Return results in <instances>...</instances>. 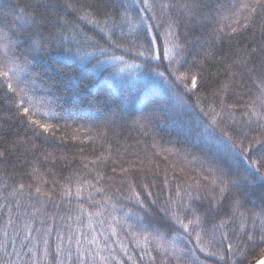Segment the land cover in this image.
I'll return each instance as SVG.
<instances>
[{"label":"trees","instance_id":"trees-1","mask_svg":"<svg viewBox=\"0 0 264 264\" xmlns=\"http://www.w3.org/2000/svg\"><path fill=\"white\" fill-rule=\"evenodd\" d=\"M150 2L153 10L140 12L143 0H103L107 12L112 13V18L104 25L105 32H114L113 39L121 44L117 48L107 40L105 32L88 20L79 19L89 11V5L96 7V0H0V35L20 41L8 52V57H20L17 60L20 64H23V58L27 59L24 72L20 74L24 81L20 87L25 88L29 96L43 100L41 111L52 114L34 118L55 125L54 134L31 125L19 110V99L0 78V152L4 153L0 157V242L5 244L7 253H13L12 239L15 240V252L21 257L18 264H26L29 257L25 251L33 245L36 246L34 251L42 255V238L48 229H52L47 237L50 251L55 249L57 232L67 236L79 229L90 236L87 214L77 220L81 205L89 211L103 213L93 216L92 227L96 229V235L103 233L101 246L103 237H109L108 251L103 254L108 255L110 251L123 264H153L143 245L137 246L127 224L123 223L125 219L135 223L136 216H144L148 231L155 226L165 234L166 240L177 236L181 249L195 248V255L191 251L178 250L181 264H200L201 261L203 264H233L234 260L237 264H248L249 260L254 262L260 258V250L251 248L250 255L236 257L227 249L229 241H222L224 232L229 234L231 241L236 240L238 218L230 220L223 228H214L232 215L233 193H227L216 204L213 197L219 199L220 194L207 186L206 170L213 157L205 146L208 133L203 128L208 117L203 115L201 108L216 107L219 112L221 98L231 103L242 97L235 109L228 110L235 113L234 120L226 111L221 127L255 134L244 124L246 117L242 113L247 110L245 104L258 96L254 80L264 74V33L261 31L264 20L257 14L247 28L241 27L233 33L227 25L231 22L232 12L236 11L233 6L238 7L242 0ZM162 3L174 6L161 9ZM183 4L192 6L191 10L180 7ZM20 9L25 12L21 13ZM125 12L139 26L136 32L141 34L145 29L141 17L147 18V23L161 24L160 28H154L155 33L166 30L164 22L170 17L179 21L174 29L175 38L186 53L185 69L192 68L202 83L198 91L186 93L182 85L176 84L168 75L167 61L157 68V61L146 62L135 55V49L132 53L124 51L130 46V37L122 35V32H130L121 15ZM26 13H35L38 23L30 26L17 19V16L26 18ZM153 13L155 20L151 18ZM92 15L103 25L104 10L98 9ZM221 28L224 29L222 33L219 32ZM33 40L42 42L43 47L33 50L30 47ZM100 47L106 49L103 55ZM69 48L71 52L66 51ZM93 52L95 58H91L90 63L86 66L79 63L85 53ZM3 55L0 52V56ZM245 55L247 64L239 63ZM113 56H123L126 63L113 61ZM97 60L101 63L97 64ZM127 63L128 66L121 67ZM157 72H164L167 79L158 76ZM225 84L229 85L227 97ZM178 97H183V104L177 103ZM192 128H198L202 135L190 134ZM214 133L223 138L219 129ZM122 166L130 168L137 191L155 215H145L134 200L125 199L128 192L120 188ZM196 181L202 186L193 191ZM90 183L106 191L98 193L89 186ZM21 184L23 190H20ZM144 184L150 185L151 197L142 190ZM36 186L49 195L38 199ZM78 186L82 189L79 198L76 196ZM66 187L71 188V196L64 194ZM187 193H191L192 206L203 219L201 227L207 230L205 241L213 239L214 235L212 251L217 253L216 256L209 257L199 251L194 237L190 238L193 243H185L179 225L157 212L169 201L171 207L180 212V204L189 203ZM197 195L199 199L194 198ZM153 199L155 205L151 204ZM249 199L256 200L255 197ZM209 207L213 209L211 212L207 211ZM260 210L258 200L255 204L245 203L240 209L248 216ZM126 213L131 215L126 216ZM9 218L11 225H8ZM114 218L121 221L115 223L117 236H111L110 231ZM25 224L32 229L29 239H25ZM248 226L251 228V219ZM5 231L8 238L3 235ZM133 231L139 233L140 228ZM117 241L124 244L127 256ZM21 244L25 249H21ZM150 248V255L155 257L154 264H163L164 258L155 244ZM221 255L223 260L219 258ZM16 259L15 254L9 256L0 249V264ZM169 259L171 264H176L171 257Z\"/></svg>","mask_w":264,"mask_h":264},{"label":"snow or ice","instance_id":"snow-or-ice-1","mask_svg":"<svg viewBox=\"0 0 264 264\" xmlns=\"http://www.w3.org/2000/svg\"><path fill=\"white\" fill-rule=\"evenodd\" d=\"M174 5L169 3H162L160 5L161 9H170ZM69 8L72 7L71 4L68 5ZM89 11L82 14L80 20H88L93 23L96 27L100 29L101 32H105L104 25H107L109 19L112 18V13L107 12V6L103 4V0H96V7L89 5ZM183 9L188 11L191 10L189 4L180 5ZM236 11L232 12L231 22L227 25L233 33L237 32L241 27L247 28L250 23H252L253 18L259 14L264 20V0H242L241 4L233 6ZM98 9L104 10V22L101 25L100 21L93 18V13ZM145 10L152 11L153 5L150 0H143V7L140 8V12ZM21 13H24V9H20ZM123 22L129 25L130 32L122 35L130 37L128 43L129 47H125L124 51L127 53H132L135 49V55L137 57H143L146 62L157 61V68L167 61V67L169 69L168 75L174 78V81L178 85H182L186 93H193L202 87V83L198 81L197 73L193 72L192 68L185 69V56L186 53L182 46L177 42L178 38H175L174 29L178 26L179 21L169 18L168 21L164 23L167 24V28L163 33H155L154 28H160L161 24L157 23L153 25L147 23V18L141 17V23L145 24V29L143 34L136 32L139 27L134 23L132 18L127 15V13H122ZM153 20L157 19L155 13H153ZM17 19L24 20L27 25H36L38 22L35 19V13H26V18L22 16H17ZM224 29H219V32H223ZM261 31L264 33V23L261 24ZM136 34L133 36L132 33ZM105 36L112 45L119 48L121 44L117 43L113 39L114 32L111 30L105 32ZM12 37L15 38V33H12ZM64 40L67 39L66 36L63 37ZM162 39V43H161ZM18 38L15 40L10 39L7 36L0 35V52L4 55L0 56V78L3 79L4 83L7 84L8 90L14 94L15 97L19 99V110L22 111L23 115L27 117L31 125L38 127L45 133L52 132L54 134L55 125L47 122H42V119H35L34 117H47L52 115L47 111H41L44 105V101L36 99L28 95L25 88L20 87L24 83L20 79V74L24 72V66L27 64L26 57L23 58V64L17 63L20 57L9 58L8 52L19 44ZM30 47L33 50H37L43 47L42 42L33 40ZM67 52H71V49H67ZM100 54L103 55L106 51L105 48H99ZM255 51V49H253ZM75 55V54H73ZM91 58H95V53H85L79 59V63L84 64L91 62ZM113 61H120L121 63H126L123 56H113L111 58ZM101 61L97 60V64ZM241 64H247V55L239 61ZM134 67H140L133 65ZM181 69H184L181 71ZM155 71V69H152ZM157 75L167 79L164 72H157ZM256 89L258 91V96L256 99H252L250 103L245 104L247 109L242 113L246 120L244 124L249 127V129L254 132V135H249L248 131L237 130L232 128L229 130L228 127H221L224 123V113L227 111V115L233 118L235 113L233 111H228L229 109H235L238 106L239 100L229 102L226 98H221L219 108L220 111H216V107H210L208 110L201 108V112L205 117H208V123L204 125L203 131L208 133L206 137V148L208 149V154L212 155L213 160L209 162V167L206 170L208 175L205 176V180H209L208 187H211L213 191L218 190L219 199L213 197V201L219 204L227 193H233V199L231 202L232 215L228 219H223L220 221L219 225L214 226V228H223L230 220L238 218L240 220L239 231L236 233V240L233 242L230 240L229 234L227 232L222 233V241H229L227 244V249L229 252L233 253L236 257L244 258L250 255L249 249L260 250V258L256 259L254 262L249 260L248 264H264V74L261 77L254 80ZM229 91V85H224L225 97ZM260 101L259 104L257 101ZM178 104H183V97H178ZM235 122V121H234ZM219 129L222 137H216L214 130ZM195 133L197 136L202 135L198 128L190 129V134ZM235 137V138H234ZM215 149V151H213ZM4 156L3 152H0V157ZM92 163H96L93 161ZM115 173V169H113ZM99 179H103L100 177ZM121 185L120 188L126 190L128 195L125 199L134 200L135 203L142 209L145 215H155L150 208L145 203V198H142L141 192L137 191V185L133 182L130 174V168L121 167ZM99 180L97 181V183ZM126 185V187H125ZM91 188H94L98 193H104L106 190L102 187H97L96 185L89 184ZM201 182H195V188L193 191H198L201 187ZM150 185H142V190L147 192V197L152 196V192L148 191ZM191 187V186H190ZM24 185H20V190H23ZM120 190V189H118ZM234 190V191H233ZM82 189L78 186L76 189L77 198L80 197ZM35 193L39 199L42 196H48L47 192L42 190V187L36 186ZM65 195L71 196V188H65ZM189 195V203L187 205L180 204V212H177L171 207V201L166 202L164 207L157 209V212L163 214L168 220L172 221L174 224L179 225V228L183 230L181 233V238L185 243L191 244L193 240L190 239L194 237L195 245L199 248V251L204 252L206 256L213 257L217 253L212 251L214 246V235L213 239L205 241V235H207V230L203 229L201 226L203 224V219L197 212V210L192 206V195ZM249 197H255L256 200L260 202L261 210L260 212H254L251 216L246 215L245 212L240 211L245 203L255 204L256 200H250ZM199 199L197 195L194 197ZM91 199V197H89ZM99 204V202H96ZM152 205L156 204V200L151 201ZM102 207V205H100ZM213 209L209 207L208 212ZM11 211V210H9ZM80 215L77 216V220L80 221L82 216L86 213L89 220V232L91 235H86L83 231L79 229L77 232H70L67 236L63 235L61 232L56 233V244L55 249L50 251V244L48 236L51 235L52 229H48L44 238H42V255H38L37 251H34L36 247L33 245L32 248H28L25 251V255L29 258L26 264H123V261L116 260V257L109 251L108 255H104L105 251H108L109 237H103V246H101L100 236L96 235V229L92 227L91 221L93 216H102L103 213L100 211L92 212L85 209L82 205L79 207ZM181 213H184L183 215ZM130 213H126V216H130ZM191 217V218H189ZM251 219V228L248 226V220ZM187 221V222H185ZM115 223H121L120 220L114 218V224L110 226L111 236H117V230ZM127 224L128 230L132 233L133 237L136 239L137 246L143 245V248L147 254H149V259L155 261V257L150 255L152 244H155L156 250L164 258L163 264H171L172 260H175L176 264H181V257L177 254L178 250L191 251L195 255V248L193 249H181L178 244L177 236H173L171 240H166L165 234L156 228L152 227V231H148L147 225L144 224V216H136L135 223H130L127 219L123 221ZM12 224L11 218L8 220V225ZM140 228V232L137 233L133 231L134 228ZM25 229L27 235L25 239L31 237L32 229L25 224ZM36 231H40L37 229ZM155 233V234H153ZM186 234V235H184ZM5 238H8V232L3 233ZM19 236V232L16 233ZM142 237V239H140ZM120 249L127 256V249L123 243H120ZM233 243H235V249L233 248ZM85 244L88 245L85 248ZM73 245L75 247V255L73 254ZM13 253H7V249L4 243L0 242V249H4L7 255L15 254L16 260H7L3 264H18L21 260L20 254L15 252L16 244L15 240L12 239ZM21 249H25V245L21 244ZM30 254V255H29ZM221 260L224 257L221 255L219 257ZM131 260L132 257L128 256ZM135 264V262H133ZM203 264V261L200 262ZM233 264H237L234 260Z\"/></svg>","mask_w":264,"mask_h":264},{"label":"rangeland","instance_id":"rangeland-1","mask_svg":"<svg viewBox=\"0 0 264 264\" xmlns=\"http://www.w3.org/2000/svg\"><path fill=\"white\" fill-rule=\"evenodd\" d=\"M117 63H121L120 61H116ZM126 66H128V63L127 64H124V65H121L122 68H125Z\"/></svg>","mask_w":264,"mask_h":264}]
</instances>
